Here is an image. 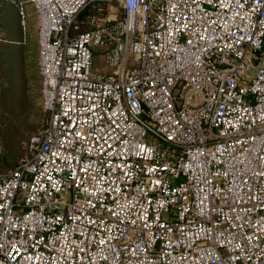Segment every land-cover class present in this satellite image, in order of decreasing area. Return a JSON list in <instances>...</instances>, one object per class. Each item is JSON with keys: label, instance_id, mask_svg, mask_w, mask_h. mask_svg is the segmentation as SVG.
Returning a JSON list of instances; mask_svg holds the SVG:
<instances>
[{"label": "built area", "instance_id": "1", "mask_svg": "<svg viewBox=\"0 0 264 264\" xmlns=\"http://www.w3.org/2000/svg\"><path fill=\"white\" fill-rule=\"evenodd\" d=\"M13 2L48 116L0 264H264V0Z\"/></svg>", "mask_w": 264, "mask_h": 264}, {"label": "rangeland", "instance_id": "2", "mask_svg": "<svg viewBox=\"0 0 264 264\" xmlns=\"http://www.w3.org/2000/svg\"><path fill=\"white\" fill-rule=\"evenodd\" d=\"M21 17L13 0H0V171L28 153V139L42 130L46 113L33 5ZM103 65V57L96 58Z\"/></svg>", "mask_w": 264, "mask_h": 264}, {"label": "trees", "instance_id": "3", "mask_svg": "<svg viewBox=\"0 0 264 264\" xmlns=\"http://www.w3.org/2000/svg\"><path fill=\"white\" fill-rule=\"evenodd\" d=\"M41 84H42V83H41ZM41 87H42V86H41ZM42 105H43V104H42ZM44 111H45V110H44ZM45 113H46V116H48L46 111H45ZM46 119H47V118H46Z\"/></svg>", "mask_w": 264, "mask_h": 264}]
</instances>
